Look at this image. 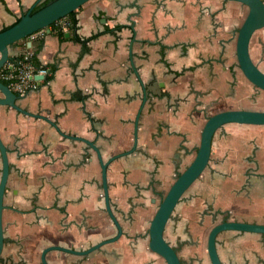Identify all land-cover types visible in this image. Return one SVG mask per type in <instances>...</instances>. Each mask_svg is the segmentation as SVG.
I'll return each mask as SVG.
<instances>
[{"label":"crops","instance_id":"crops-1","mask_svg":"<svg viewBox=\"0 0 264 264\" xmlns=\"http://www.w3.org/2000/svg\"><path fill=\"white\" fill-rule=\"evenodd\" d=\"M41 1L0 0V29ZM246 13L234 0H87L76 9L75 29L81 37L97 33L87 51L50 27L36 32L30 46L19 40L9 47L10 57L27 49L55 66L18 103L66 133L94 140L104 159L133 142L142 90L132 62L147 90L136 149L107 167L121 235L85 257L49 250V264H166L148 246L149 222L174 175L194 157L206 117L223 105L264 110V90L236 60ZM249 53L264 71V27L253 32ZM0 137L10 167L0 264H42L44 246L88 247L115 234L100 166L86 143L6 105H0ZM206 167L179 200L182 221L168 220L164 229L181 264H211L207 235L225 214L264 223V124H223ZM216 249L223 264H264V233L222 230Z\"/></svg>","mask_w":264,"mask_h":264},{"label":"water","instance_id":"water-1","mask_svg":"<svg viewBox=\"0 0 264 264\" xmlns=\"http://www.w3.org/2000/svg\"><path fill=\"white\" fill-rule=\"evenodd\" d=\"M87 0H51L35 11H32L34 5L30 6L22 13L12 24L0 29V69L9 60V47L16 41L26 37L32 32L46 28L54 21L64 17L69 12L76 10ZM247 6V13L237 28L235 53L237 64L244 76L256 87L264 90V71L252 60L249 53V42L253 32L264 27V0H234ZM68 31L65 36H69ZM30 41L28 45L30 46ZM132 69L136 74L142 94L138 109L134 116V135L130 148L116 152L104 159L99 146L94 140L77 134L66 133L60 129L55 120L40 112H32L22 107L18 103L17 92L12 90L7 83L0 79V105H6L14 110L32 117H38L49 122L54 128L65 137L74 140H80L86 143L95 153L100 166V177L102 186V195L105 209L116 227V233L110 237L104 238L85 249H76L62 246L59 244H50L42 248L40 261L42 264H49L46 260V252L52 249H58L77 255H85L98 249L103 244L116 240L122 233V227L114 215L108 192L107 167L109 163L126 154L133 152L137 147V130L142 108L147 99V90L142 81L136 66L131 63ZM35 77L41 79L43 75L38 74ZM246 123V124H264V110L247 108H226L209 114L200 131V140L196 148L194 157L180 171L168 189L160 198L158 206L149 222L148 226V246L151 250L162 256L166 264H181L180 258L174 246H172L164 237V229L167 221L171 217L176 204L179 202L185 190L201 176L203 170L209 163L211 153V143L214 132L225 123ZM0 254L4 243V228L2 224V210L4 208L3 197L6 189V183L9 174V159L7 147L0 137ZM222 230H237L247 232L264 233V223L224 219L215 223L207 235L206 248L211 264H223L216 249V236Z\"/></svg>","mask_w":264,"mask_h":264},{"label":"built area","instance_id":"built-area-1","mask_svg":"<svg viewBox=\"0 0 264 264\" xmlns=\"http://www.w3.org/2000/svg\"><path fill=\"white\" fill-rule=\"evenodd\" d=\"M65 23L64 20H60L59 22L63 27ZM39 31L41 30H36L27 35L23 44H26V40L30 41L34 38L36 32ZM31 56L32 52L26 49L16 60H13V62L7 61L0 69V79L7 83L12 90L21 95L36 89L39 82L49 73L45 63L40 62L39 65H35L31 61ZM38 74L43 75V78L39 79L35 77Z\"/></svg>","mask_w":264,"mask_h":264},{"label":"trees","instance_id":"trees-1","mask_svg":"<svg viewBox=\"0 0 264 264\" xmlns=\"http://www.w3.org/2000/svg\"><path fill=\"white\" fill-rule=\"evenodd\" d=\"M49 1H51V0H42L39 4L34 6L32 11L37 10L38 8H40L44 4L48 3ZM60 20H64L66 22L65 26H64L65 28L59 24ZM48 27H50L51 30L56 32L60 37H64L65 36V32L69 31L70 32V35H69L70 37H72L73 39H75L77 41H80L82 43V52H81V54L88 50L87 41L97 35V33H93V34H91L88 37H81L75 32V29L77 27L76 10H73V11L69 12L64 17L60 18L59 20L54 21ZM16 42H14L13 44H15ZM37 48H39V45L36 47V49ZM20 55L21 54L19 53L17 55H14V56L10 57L8 61L13 62V60H16ZM31 61L35 65H39V63H40V61L38 60V58H37V56L35 54V51H34V54H32V56H31ZM46 66H47V68L49 70V73L45 76L44 79H49L51 77L54 69H55V66L52 65V64H46Z\"/></svg>","mask_w":264,"mask_h":264},{"label":"rangeland","instance_id":"rangeland-1","mask_svg":"<svg viewBox=\"0 0 264 264\" xmlns=\"http://www.w3.org/2000/svg\"><path fill=\"white\" fill-rule=\"evenodd\" d=\"M245 9H246V11H247V6L245 5ZM25 38L26 37H24V38H22V39H20V41L23 43L24 42V40H25ZM19 41V40H18ZM226 107H224V105L223 106H220V107H217V108H213V110H211V112L209 113V114H211V113H213V112H215V111H218V110H221V109H225ZM18 112V111H17ZM208 114V115H209ZM208 167H206L205 169H207ZM189 188V187H188ZM188 188L185 190V192L188 190ZM183 193V195L184 194H186V193ZM165 193V192H164ZM182 195V196H183ZM179 203V202H178ZM176 204V206H175V208H174V210H173V213H172V215H171V217L169 218V222H168V224H170V222L171 221H176L177 219H179V220H181V218L183 217V216H185V214H183L182 213V210H181V208L179 207V205L180 204ZM172 219V220H171ZM182 221V220H181ZM191 223L193 224V225H195L197 222H195V220H193V221H191ZM168 227H169V225H168ZM185 232H188V229L185 227Z\"/></svg>","mask_w":264,"mask_h":264},{"label":"flooded vegetation","instance_id":"flooded-vegetation-1","mask_svg":"<svg viewBox=\"0 0 264 264\" xmlns=\"http://www.w3.org/2000/svg\"><path fill=\"white\" fill-rule=\"evenodd\" d=\"M26 93H27V92H26ZM26 93H25V94H26ZM19 95H21V94H19ZM22 95H24V94H22ZM146 100H147V99H146ZM185 167H186V166H185ZM185 167H184V168H185ZM184 168H183V169H184ZM205 168H206V167H205ZM183 169H182V170H183ZM182 170H180V171H182ZM180 171H179V172H180ZM203 171H204V170H203ZM179 172H178V173H179ZM178 173H177V174H178ZM202 173H203V172H202ZM177 174L174 175V178L176 177ZM180 199H181V198H180ZM224 219H227V215H226V214L222 216V220H224ZM219 221H221V220H219ZM219 221H218V222H219ZM216 223H217V222H216ZM214 224H215V223H214ZM214 224H213V225H214ZM236 231H237V230H236ZM115 233H116V232H115ZM216 237H217V236H216ZM66 247H67V246H66ZM88 247H89V246H88ZM71 248L85 249V248H87V247L79 246V247H71ZM175 249H176V248H175ZM53 250H58V249H53ZM60 251H62V250H60ZM93 251H94V250H93ZM176 251H177V249H176ZM64 252H65V251H64ZM91 252H92V251H91ZM68 253H70V252H68ZM89 253H90V252H89ZM89 253H88V254H85V255H79V256L85 257V256H88ZM71 254H73V253H71ZM74 255H77V254H74ZM45 256H46V255H45ZM163 259H164V258H163ZM46 260H47V259H46ZM209 260H210V259H209ZM47 262H48V261H47ZM180 262H181V260H180Z\"/></svg>","mask_w":264,"mask_h":264}]
</instances>
